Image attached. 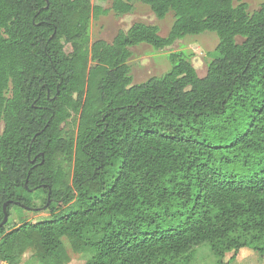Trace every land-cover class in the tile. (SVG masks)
I'll return each instance as SVG.
<instances>
[{
  "label": "trees",
  "instance_id": "16d2710c",
  "mask_svg": "<svg viewBox=\"0 0 264 264\" xmlns=\"http://www.w3.org/2000/svg\"><path fill=\"white\" fill-rule=\"evenodd\" d=\"M108 2L0 0V263L69 264L67 243L85 264L264 259V1ZM136 3L173 14L167 36L136 23L91 43L93 19ZM205 33V77L175 53L133 84L132 48ZM38 209L50 217L12 218Z\"/></svg>",
  "mask_w": 264,
  "mask_h": 264
},
{
  "label": "rangeland",
  "instance_id": "374dc122",
  "mask_svg": "<svg viewBox=\"0 0 264 264\" xmlns=\"http://www.w3.org/2000/svg\"><path fill=\"white\" fill-rule=\"evenodd\" d=\"M264 0H241L249 7L250 13L257 11ZM112 0H109L106 8L111 9ZM142 23L146 25H156L160 28L161 36H167L174 23L173 14H169L164 20H159L151 9L141 3H136L134 11L128 15H118L110 11L108 15L93 19L91 23V43L97 40H104L111 43L120 31H127L134 24ZM239 42L242 40L239 39ZM219 43L218 37L214 33L186 37L178 41L174 46L163 51H156L152 47L142 44L131 49L132 57L129 61L133 84H142L152 77H160L168 73L171 68L169 56L175 53H183L188 56L200 77H205L208 65L211 62L212 53ZM2 130V126L0 128ZM69 208H65L60 214H67ZM50 217L47 211L38 209L36 212H24L19 214L14 211L12 218L20 223L22 219L40 221ZM68 252L71 255L69 264H85L86 259L74 254L67 243ZM25 264H38L31 252H28L23 260ZM215 259L207 248H202L194 264H214ZM2 264V263H0ZM233 264H264V259L251 250L240 252L237 260Z\"/></svg>",
  "mask_w": 264,
  "mask_h": 264
},
{
  "label": "water",
  "instance_id": "95a60500",
  "mask_svg": "<svg viewBox=\"0 0 264 264\" xmlns=\"http://www.w3.org/2000/svg\"><path fill=\"white\" fill-rule=\"evenodd\" d=\"M4 213H5V219H4L3 223L0 225V227H2L3 225H5L6 222L8 221L7 205H4Z\"/></svg>",
  "mask_w": 264,
  "mask_h": 264
}]
</instances>
